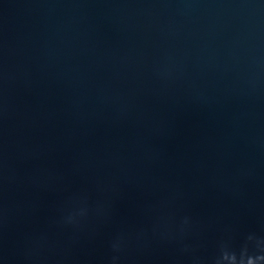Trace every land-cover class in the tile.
Returning a JSON list of instances; mask_svg holds the SVG:
<instances>
[{
  "label": "water",
  "instance_id": "1",
  "mask_svg": "<svg viewBox=\"0 0 264 264\" xmlns=\"http://www.w3.org/2000/svg\"><path fill=\"white\" fill-rule=\"evenodd\" d=\"M0 264H264V0H0Z\"/></svg>",
  "mask_w": 264,
  "mask_h": 264
}]
</instances>
